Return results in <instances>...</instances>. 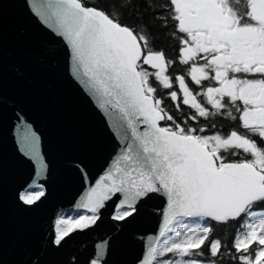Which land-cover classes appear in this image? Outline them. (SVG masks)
<instances>
[{
	"label": "snow or ice",
	"instance_id": "1",
	"mask_svg": "<svg viewBox=\"0 0 264 264\" xmlns=\"http://www.w3.org/2000/svg\"><path fill=\"white\" fill-rule=\"evenodd\" d=\"M33 3L66 41L77 75L101 98L102 107L119 114L131 134L79 205L91 215L58 219L54 243L95 225L116 194L122 199L112 219L124 221L137 211L138 201L157 193L166 197L162 226L140 264H223L217 259L219 239L210 242L207 254L202 250L212 233L207 222L226 225L241 217L246 219L232 243L233 259L264 264V210H256L264 205V0H166L161 5L167 10L162 24L174 22L178 62L186 66V74L175 77L182 104L192 110L184 123L167 111L153 86L173 89L169 70L176 61L153 50L143 30L120 22L131 0H113L110 11L84 0ZM168 95L180 100L175 90ZM225 110L238 119L237 130L227 135L188 124ZM30 155L42 176L43 158L34 147ZM33 187L39 190L19 194L24 205L45 195L40 184Z\"/></svg>",
	"mask_w": 264,
	"mask_h": 264
},
{
	"label": "water",
	"instance_id": "2",
	"mask_svg": "<svg viewBox=\"0 0 264 264\" xmlns=\"http://www.w3.org/2000/svg\"><path fill=\"white\" fill-rule=\"evenodd\" d=\"M38 8L33 0H0V264H140L162 226L161 194L114 221L116 194L95 225L54 243L58 219L91 214L79 205L131 134L77 75L69 46ZM33 147L45 162L42 176ZM36 183L45 195L24 205L19 194Z\"/></svg>",
	"mask_w": 264,
	"mask_h": 264
},
{
	"label": "trees",
	"instance_id": "3",
	"mask_svg": "<svg viewBox=\"0 0 264 264\" xmlns=\"http://www.w3.org/2000/svg\"><path fill=\"white\" fill-rule=\"evenodd\" d=\"M84 2L86 5L110 11L113 0H84ZM165 2L166 0H131L129 6L123 9L120 22L135 29L138 33L143 30V34L148 36L150 46L153 50L162 51L167 59L176 61L170 68L169 75L174 81V87L171 90L178 92L180 100L178 102L171 101L168 95L171 90H165L155 82H153V86L157 87V96L164 100V107L167 111L173 115L178 122L184 123L186 117L192 114V110L182 104V93L179 92L178 84L175 83V77L177 75H185L186 66L178 62L179 42L172 35L174 32V22L169 19L167 26H163L160 18L163 15H167V10L161 7ZM188 83L194 92H199L198 86L192 84L190 79ZM205 84L208 86V82H205ZM198 98L202 103L204 102L202 96ZM177 103L179 107H177ZM229 110L232 111L233 116L238 118L239 113L236 112L235 109L230 108ZM227 111L228 110H225L224 115L210 117L208 120L201 118L198 124L194 121H188V124L194 127L204 126L207 129V134L219 133L221 135H227L230 131L237 130L238 128V119L233 120L227 115ZM229 159H235V157H229ZM256 210H264V205H257ZM245 219L246 218L241 217L240 220L229 222L226 225L208 221L207 223L212 227V233L205 242V245L202 246V250L205 254L208 253V245L210 242L219 239L222 244V249L221 256L217 259L223 260V264H238V261L233 259L235 250L232 248V243L237 233L243 231L241 225L245 223Z\"/></svg>",
	"mask_w": 264,
	"mask_h": 264
},
{
	"label": "rangeland",
	"instance_id": "4",
	"mask_svg": "<svg viewBox=\"0 0 264 264\" xmlns=\"http://www.w3.org/2000/svg\"><path fill=\"white\" fill-rule=\"evenodd\" d=\"M31 191H36V189L31 190ZM87 215H91V214H87ZM78 217H79V215H74V216L67 215V216H65V217H61V218H78ZM61 218H60V219H61Z\"/></svg>",
	"mask_w": 264,
	"mask_h": 264
},
{
	"label": "flooded vegetation",
	"instance_id": "5",
	"mask_svg": "<svg viewBox=\"0 0 264 264\" xmlns=\"http://www.w3.org/2000/svg\"><path fill=\"white\" fill-rule=\"evenodd\" d=\"M39 189H37L36 191H38ZM70 216H74V215H87V214H85V213H81V214H79V213H72V214H69ZM63 217H65V216H63Z\"/></svg>",
	"mask_w": 264,
	"mask_h": 264
}]
</instances>
